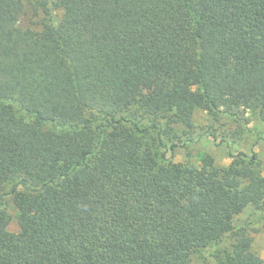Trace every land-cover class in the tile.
<instances>
[{
	"label": "trees",
	"instance_id": "1",
	"mask_svg": "<svg viewBox=\"0 0 264 264\" xmlns=\"http://www.w3.org/2000/svg\"><path fill=\"white\" fill-rule=\"evenodd\" d=\"M29 2L41 30L0 0V264H188L264 210L256 153L197 167L151 141L166 146L158 118L192 127L200 108L264 121V0ZM252 242L241 228L239 264H264Z\"/></svg>",
	"mask_w": 264,
	"mask_h": 264
},
{
	"label": "rangeland",
	"instance_id": "2",
	"mask_svg": "<svg viewBox=\"0 0 264 264\" xmlns=\"http://www.w3.org/2000/svg\"><path fill=\"white\" fill-rule=\"evenodd\" d=\"M21 1L25 4V9L20 17V25L41 30L43 13L37 12L29 0ZM62 15L63 10L56 8L52 15L54 22L58 23ZM235 111V114L223 111L214 114L205 109H197L192 127L183 123L169 125L167 119L158 118L166 146L161 147L158 142H154L158 134L156 129H151V141L159 152L166 150L167 157L172 162L197 167L206 158H211L218 166L225 167L241 152L256 153L264 174V121L249 110ZM140 116L145 127L152 125V117L144 113ZM168 130L170 132H166ZM172 145L175 147L172 148ZM7 199L11 215L9 229L17 231L22 211L14 204L12 197L7 196ZM241 228H245L253 238V251L264 259V210L248 206L234 216L229 227H215L209 233V244L195 250L190 255L188 264H239L241 255L235 251L234 245Z\"/></svg>",
	"mask_w": 264,
	"mask_h": 264
}]
</instances>
